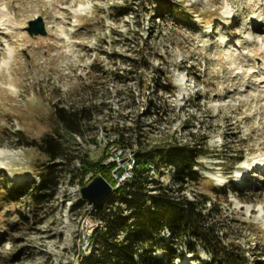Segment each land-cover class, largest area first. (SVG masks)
Here are the masks:
<instances>
[{
	"label": "rangeland",
	"instance_id": "rangeland-1",
	"mask_svg": "<svg viewBox=\"0 0 264 264\" xmlns=\"http://www.w3.org/2000/svg\"><path fill=\"white\" fill-rule=\"evenodd\" d=\"M155 1L0 0L9 22L0 27V150L10 153L0 157V264L90 254L98 224L80 190L99 174L81 178L77 167L109 154L117 166L104 180L130 179L131 150L114 144L118 135L132 149L177 142L197 152L198 177L226 189L231 238L251 248L250 264H264V0H162L179 9L160 18ZM38 17L46 34L30 37ZM81 107L78 135L58 128L54 109ZM43 136L58 140L66 163L33 196V170L49 162L28 145ZM171 172L153 179L173 188ZM18 185L25 195L7 197ZM197 191H207L202 181ZM205 259L182 250L168 264Z\"/></svg>",
	"mask_w": 264,
	"mask_h": 264
},
{
	"label": "trees",
	"instance_id": "trees-1",
	"mask_svg": "<svg viewBox=\"0 0 264 264\" xmlns=\"http://www.w3.org/2000/svg\"><path fill=\"white\" fill-rule=\"evenodd\" d=\"M154 4L158 9L157 18L165 15L163 8L170 15H176L179 9L162 0ZM158 87L167 90L165 85ZM85 111L84 107L72 111L56 108L53 116L58 128L73 136L79 134L82 122L88 119ZM114 144L131 150V177L116 186L113 184L115 190L109 197L92 208L90 215L98 227L89 237L91 252L81 255L76 264H168L180 260L182 250L187 254L201 250L207 259L199 260L200 264H250L248 252L251 248L244 249L231 238L237 230L232 226L228 211L222 208V203L226 204V189L202 180L193 170L197 152L177 142L149 148L136 144V149H132L123 135H118ZM28 146L49 162L43 169L33 170L39 178V183L30 191L35 196L39 188L50 184L52 176L59 174L55 168L66 161L54 137L43 136ZM108 156L95 162L80 159L77 171L81 178L99 174L112 183L110 172L117 164L114 161L106 163ZM168 169L172 170L173 188H166L153 179L160 170ZM200 181L207 191L193 192ZM189 188H192V198L185 194ZM26 190V186H15L7 197L24 196ZM231 192L235 193L234 189ZM157 252L161 257L155 255Z\"/></svg>",
	"mask_w": 264,
	"mask_h": 264
},
{
	"label": "water",
	"instance_id": "water-1",
	"mask_svg": "<svg viewBox=\"0 0 264 264\" xmlns=\"http://www.w3.org/2000/svg\"><path fill=\"white\" fill-rule=\"evenodd\" d=\"M26 31L30 37L44 36L45 25L40 17L28 22ZM115 189L112 188L101 176H96L80 190L81 199L87 201L92 207L103 203Z\"/></svg>",
	"mask_w": 264,
	"mask_h": 264
},
{
	"label": "bare ground",
	"instance_id": "bare-ground-1",
	"mask_svg": "<svg viewBox=\"0 0 264 264\" xmlns=\"http://www.w3.org/2000/svg\"><path fill=\"white\" fill-rule=\"evenodd\" d=\"M6 8V7H5ZM7 9V8H6ZM5 13L6 12H4V11H2V10H0V27H1V25H5V24H8L9 22L8 21H6L5 20V17H6V15H5ZM7 14V13H6ZM8 22V23H7ZM11 24V23H10ZM12 24H14V23H12ZM5 26H7V25H5ZM5 155H10V153H8V152H6L5 150L4 151H1L0 150V157H3V156H5ZM260 158V157H259ZM264 158V157H263ZM256 161V160H255ZM261 164H264V159L262 160V163Z\"/></svg>",
	"mask_w": 264,
	"mask_h": 264
}]
</instances>
